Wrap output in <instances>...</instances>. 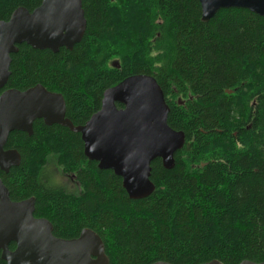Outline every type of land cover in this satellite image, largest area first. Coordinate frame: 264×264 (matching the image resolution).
<instances>
[{
	"label": "trees",
	"instance_id": "trees-1",
	"mask_svg": "<svg viewBox=\"0 0 264 264\" xmlns=\"http://www.w3.org/2000/svg\"><path fill=\"white\" fill-rule=\"evenodd\" d=\"M42 1L0 0V21ZM81 3L82 40L57 53L17 46L0 93L41 85L63 97L65 118L80 126L106 90L147 75L184 145L172 169L151 163L154 191L131 200L121 178L84 156L79 134L36 120L30 136L7 138L4 149L20 155L17 167L0 170L9 199L34 198V216L56 238L95 232L109 264L264 263V17L227 9L204 23L198 0ZM51 163L75 176L76 191L47 178Z\"/></svg>",
	"mask_w": 264,
	"mask_h": 264
},
{
	"label": "water",
	"instance_id": "water-1",
	"mask_svg": "<svg viewBox=\"0 0 264 264\" xmlns=\"http://www.w3.org/2000/svg\"><path fill=\"white\" fill-rule=\"evenodd\" d=\"M201 21L206 23L220 10L245 9L264 17V0H198ZM86 29L81 0H43L31 12L17 8L8 21H0V91L10 76L11 55L25 44L39 51L71 50ZM227 94L229 92L226 91ZM117 105L121 107L118 108ZM169 109L156 81L147 75L127 78L103 93L100 109L83 126L65 118V102L41 85L25 91L0 94V170L7 173L20 163L16 150H5L12 132L32 134L36 120L58 125L80 135L84 156L99 170L121 178L131 200L154 191L151 163L160 160L164 169L174 166V154L184 145V135L167 124ZM34 198L12 202L0 180V259L7 264H109L100 237L83 229L73 240L57 239L45 219L33 218ZM16 244L15 252L8 250ZM154 264H169L157 262ZM205 264H222L213 260ZM240 264H264L244 261Z\"/></svg>",
	"mask_w": 264,
	"mask_h": 264
},
{
	"label": "rangeland",
	"instance_id": "rangeland-1",
	"mask_svg": "<svg viewBox=\"0 0 264 264\" xmlns=\"http://www.w3.org/2000/svg\"><path fill=\"white\" fill-rule=\"evenodd\" d=\"M45 174L49 180H51L55 185L62 187L68 191H76L75 189H71L72 186L70 184V181L63 177V175L60 173L59 169L56 168L53 163L49 164L47 166V169L45 171Z\"/></svg>",
	"mask_w": 264,
	"mask_h": 264
},
{
	"label": "flooded vegetation",
	"instance_id": "flooded-vegetation-1",
	"mask_svg": "<svg viewBox=\"0 0 264 264\" xmlns=\"http://www.w3.org/2000/svg\"><path fill=\"white\" fill-rule=\"evenodd\" d=\"M43 87V86H42ZM30 89V88H29ZM9 90V89H8ZM5 91V90H4ZM48 92H50V91H48ZM2 93V92H1ZM0 93V94H1ZM51 93H54V92H51ZM58 94V93H57ZM66 108V107H65ZM68 120V119H67ZM43 122V121H42ZM84 125V124H83ZM83 125H80V126H83ZM74 126V125H73ZM74 127H77V126H74ZM63 175V177H66L69 181H70V184H71V186H72V188L71 189H75V190H77L78 189V184L76 183V181H75V176H73V175H71V176H68V175H65V174H62ZM35 203V202H34ZM33 218H35V219H42V218H38V217H35L34 216V212H33ZM52 232H53V229H52ZM53 235V234H52ZM56 238V237H55ZM77 238V237H76ZM76 238H71V239H68V240H73V239H76ZM57 239H59V238H57ZM62 240H64V239H62ZM16 244L15 243H10L9 245H8V250L11 252V253H13V252H15V250H16ZM105 254V253H104ZM3 263L4 264H7V263H5L4 261H3Z\"/></svg>",
	"mask_w": 264,
	"mask_h": 264
}]
</instances>
